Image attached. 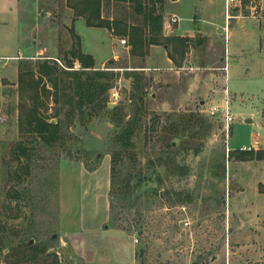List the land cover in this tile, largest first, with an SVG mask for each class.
<instances>
[{"label":"rangeland","instance_id":"obj_1","mask_svg":"<svg viewBox=\"0 0 264 264\" xmlns=\"http://www.w3.org/2000/svg\"><path fill=\"white\" fill-rule=\"evenodd\" d=\"M52 1L60 6V10L53 8L57 16L49 20L38 16L37 28L24 44L16 34L19 22L11 13V0H0V44L14 50L8 54L20 57L23 49L24 56L31 55L33 42L49 49L43 56L22 59L31 60L35 69L45 59L65 65L63 58L73 46L65 26L71 19L65 0ZM210 1L168 0L165 17L178 16L180 27L190 30L195 15L196 19L205 17L210 9L215 17L223 9V5L207 8ZM237 2L231 14L257 18L264 24V0ZM164 10L163 6L160 13ZM133 12L131 4L104 0L106 18L136 23ZM54 17L59 19L57 25ZM241 25L233 28L232 59H237L231 60L228 85L233 97L244 99H232L236 122L229 140L221 122L205 112L211 104L221 103L219 97L225 90L222 75L214 70L221 66L220 39L194 53L193 62L203 63V71L144 72L146 107L129 150H124L118 135L123 123L137 112L140 100L132 99L133 79L125 73L141 71L146 61L131 55L128 42L124 45L123 39L114 37L117 58L112 64L96 66L98 71L118 75L106 96L109 106L120 108L118 119L123 123L113 121L108 110L91 120L77 112L70 122L66 119L70 107L51 98L43 113L53 116L63 108L64 122L63 141L53 147L20 130L22 60L3 59L0 264H264V161L237 159V151L245 145L264 150V42L255 44L250 22ZM15 27V36L9 44L3 43V32ZM102 33L88 29L83 21L77 24V34L88 50H98V65L112 48ZM162 60L155 58L152 64L165 66ZM180 125L186 127L184 137L174 139L176 149L168 154L172 133ZM19 146L29 151L28 158L19 154ZM118 156L113 184L112 160ZM179 167H186L188 174L178 175ZM141 181L143 192L132 194ZM202 257L206 258L199 261Z\"/></svg>","mask_w":264,"mask_h":264},{"label":"trees","instance_id":"obj_2","mask_svg":"<svg viewBox=\"0 0 264 264\" xmlns=\"http://www.w3.org/2000/svg\"><path fill=\"white\" fill-rule=\"evenodd\" d=\"M118 2H129L133 6L135 15H142L138 25H130L125 20H108L102 15L103 0H67V6L74 10L75 17H84L89 27L106 28L116 37L128 38L131 45L133 57H146L152 45H164L170 48L169 58L177 63V55L184 57L189 49L191 39L188 37H172L160 40L158 34L162 31V15H158L157 3L164 0H116ZM246 2V1H244ZM73 39L72 49L64 56V62L45 59L34 68L31 60H22L19 63V127L22 132L37 135L50 147L63 141V125L61 118L63 108L59 109L53 116L43 113L48 109L51 98L57 104L61 101L70 108L66 113V119L72 121L77 112L83 118L89 120L98 116L99 112L108 110L113 121L123 123L119 118L120 108H110L107 93L112 89L111 81L118 75L114 71L96 70L95 60L92 56L85 55L82 51L81 38L74 28L70 29ZM150 34V37H148ZM202 40V37L198 38ZM60 60V59H58ZM112 64V61L110 62ZM113 68V67H111ZM143 68V67H141ZM125 73L127 78L133 79L132 99H139L137 112L121 126L118 140L124 150H129L134 144L132 138L135 136L141 121L143 109L146 107L145 71L132 70ZM51 85V89L48 87ZM110 83V84H109ZM54 119L58 121L53 122ZM172 133L171 142L168 145V154H173L176 149L174 139L184 137L185 126H177ZM173 140V141H172ZM20 147L19 154L28 158L29 151ZM237 159L246 161H264V150L237 151ZM120 156L114 157L112 167V182L115 184L119 169ZM178 175L188 174L186 167H179ZM152 180V179H151ZM144 182L137 184L132 194L143 192Z\"/></svg>","mask_w":264,"mask_h":264},{"label":"crops","instance_id":"obj_3","mask_svg":"<svg viewBox=\"0 0 264 264\" xmlns=\"http://www.w3.org/2000/svg\"><path fill=\"white\" fill-rule=\"evenodd\" d=\"M114 1V0H112ZM167 1L168 0H164L163 3H157V9H158V15H162V31L158 34V38L160 40L164 39V38H172V37H188L191 39V42L188 44L189 49L186 53V55L184 57L177 55V63H175L174 61H172L169 58L168 55V51L170 50V48H168L167 46L164 45H152L150 47V51L149 54L146 57H134V58H139V59H143L146 61L145 66L143 65V68H139L145 72L147 71H151V72H157L160 70H171V71H175L176 69L178 70L180 69H186L188 70L189 73H194L195 70H204L206 67L205 65L202 63V65H198L195 64V62H193V55L196 51L200 50V48H202V50H204L207 47H210L211 44H213V42L217 39L222 40V55L220 57L219 63L221 64V66H219L218 68L214 69L215 71H219L220 75H222L223 79H224V86H225V90L223 91V93L220 95L219 98L222 99L224 98L225 95V91L228 90L229 92V96L231 101L234 100H238V99H244L243 96H237L233 97L231 95V92L229 90V79L231 78V60H235L236 61V57H233L232 59V55L234 56L235 54V49L233 48L232 51V47H231V39L233 37L232 33H233V28L236 29L237 27H241V24H246L250 22V25L253 29H255V36H256V40H255V44L258 46H262L263 42H264V24L260 21L257 20V18H253V17H247L241 14H231V8H234V5L239 4V2H235L233 4H230L229 6H227L226 4V0H211L210 3H208L207 8H212L213 9L216 7L218 8L219 6L223 7V9H219V13L217 16L212 17L211 16V12L209 9V13L207 16L196 19V15L194 16V19H192V22L194 23V26L192 29L190 30H183L180 27V23H181V18H179L178 22H174L173 21V16L171 17H165V14L168 13L167 12ZM204 0H202L203 3ZM214 1V3H213ZM12 4H11V13L14 16V13L17 16V20L19 22L18 25V31H16V34L21 37V43L24 42V44L28 43L27 41L29 40V36H30V32L32 30H35V28H37V23H35V20L37 19L38 16L41 17L42 20H49L51 18H53V16H57L58 13H55V11L53 10V8H57L59 7L60 10V6L57 3L56 5V1L53 2L52 0H49V2L51 3H47L48 0H11ZM118 2V1H117ZM25 3L28 4V6L25 5ZM118 3H124V4H131L129 2H118ZM65 8L66 10H68L69 15L71 16L70 19V23L65 25L67 28V32L70 33V29L74 28L76 34H77V24L80 21H83L84 24L86 25V27L92 31L95 32H103L101 36V38L105 39V42H111V53L106 57V59L102 62L101 65L97 64V52L98 50H94V48L89 47L91 49L88 50V48L86 47L84 40L82 39V37L77 34L78 36H80L81 38V43H82V51L85 55H89L92 56L93 59L95 60V66H104L107 63L111 62L114 58H117L116 56V50H115V39L112 32L109 31L106 28H93V27H89L86 23V19L84 17H75V12L74 10H72L71 8H69L67 6V0H65ZM44 5V7L42 6ZM48 5L53 6L51 8V6L48 7ZM160 6V8H159ZM164 6V12H161V9ZM203 6V4H202ZM206 7V6H205ZM204 7V8H205ZM160 9V10H159ZM16 10V12H15ZM103 10H104V0H103ZM103 10H102V15H103ZM203 10V9H202ZM14 11V12H13ZM7 13V12H6ZM135 12H133L134 14ZM169 14V13H168ZM53 15V16H52ZM176 16V15H175ZM138 18V21L136 23H130L129 21H127L126 23L130 24V25H138L139 24V20L143 19L142 15H137L136 16ZM3 18V13H0V19ZM104 19H108V20H120V19H115L113 17L110 18H106L104 17ZM224 18V19H223ZM14 19V17H13ZM223 19V20H222ZM55 20V25H57V23H59V19L57 17H54ZM122 20V19H121ZM2 22L0 21V24ZM34 24V26H33ZM177 25V29L174 31V26ZM50 27V26H49ZM17 27H15L14 29H12L11 31L6 30L3 32V39L6 40V44H9V39L13 38V36H15V29ZM52 28V26L50 27ZM199 30H198V29ZM195 34V35H194ZM148 37H150V34H148ZM202 37V40L198 39ZM120 38V37H118ZM27 39V40H26ZM122 39V38H121ZM124 40H126L128 42V46L132 49L131 45L129 44V39L128 38H123ZM26 40V41H25ZM12 45L14 44V39L11 41ZM28 48L29 45H26ZM0 58L1 59H6V60H15V59H19L22 60L23 58H34L36 56H43L46 53H48L49 49L46 47H37L35 46V42H33V46L29 47L30 51L33 53L31 55L28 56H24V50L21 49V54H19L20 57H13L11 56V54L8 53H12L14 50H10L5 47L2 46V43L0 44ZM36 47V48H35ZM26 50V49H25ZM28 50V49H27ZM6 53V54H3ZM35 53V54H34ZM162 57V61H163V65L165 66H160V65H156V64H152L155 61H153L155 58H159ZM53 59H58V57L53 56L51 57ZM233 60V61H234ZM180 61H183L182 63H179ZM227 67V71L224 70V68ZM188 68V69H187ZM177 73V72H176ZM196 84H192L190 86L189 92L191 93V88L194 87ZM202 88V87H201ZM205 89H201L200 92L204 91ZM203 93V92H202ZM246 147V145H245ZM254 148H257L254 145Z\"/></svg>","mask_w":264,"mask_h":264},{"label":"built area","instance_id":"obj_4","mask_svg":"<svg viewBox=\"0 0 264 264\" xmlns=\"http://www.w3.org/2000/svg\"><path fill=\"white\" fill-rule=\"evenodd\" d=\"M236 1L237 0H226V4L227 6H229L230 4L235 3ZM178 20H179L178 17L176 16L173 17L174 22H178ZM121 42L124 45L127 44V41L124 39ZM2 60L3 59L0 58V62ZM224 70L227 71V67L224 68ZM205 112H207L208 116H210L212 119L219 120L221 122L223 131L225 132L226 137L229 140L231 137L232 128L236 122V117L233 113L232 101L230 99L228 90L225 91V95L221 103L211 104ZM241 150L251 151L252 148L243 147Z\"/></svg>","mask_w":264,"mask_h":264},{"label":"water","instance_id":"obj_5","mask_svg":"<svg viewBox=\"0 0 264 264\" xmlns=\"http://www.w3.org/2000/svg\"><path fill=\"white\" fill-rule=\"evenodd\" d=\"M113 106H114V105H110V107H112V108H113ZM247 122H248V123H251L252 121H251V120H248ZM205 258H206V257H202L199 261H203Z\"/></svg>","mask_w":264,"mask_h":264}]
</instances>
